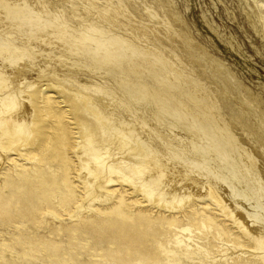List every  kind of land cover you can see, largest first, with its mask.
I'll return each mask as SVG.
<instances>
[{
	"label": "bare ground",
	"instance_id": "6f19581e",
	"mask_svg": "<svg viewBox=\"0 0 264 264\" xmlns=\"http://www.w3.org/2000/svg\"><path fill=\"white\" fill-rule=\"evenodd\" d=\"M238 2L254 32L264 38V0ZM179 8L177 0H0V145L23 138L34 167H41L39 151L32 153L29 147L33 109L28 90L34 84L22 73L39 68L84 90L93 87L107 97L101 103L87 91H73V96L93 115L102 135L134 142L141 162L134 173L147 197L158 193V203L167 209L182 207V215L138 210L130 217L131 212L117 205L118 216L89 220L87 227L97 232L99 222L104 234L151 258L148 243L160 228L168 227L173 246L185 250L192 244L202 248L194 242V229H213L216 240L232 235L217 218L221 211L249 239L244 245L258 253L241 258L240 264H264V108L257 112L258 95L243 85L237 69L199 43ZM147 14L156 20L151 26L145 23L149 17L143 18ZM211 14L207 7L201 12L203 23L244 56L235 36ZM58 138L65 143V135ZM86 139L80 146L84 155L112 170L98 141ZM49 143L43 147L48 149ZM89 163L77 169L83 191L93 186ZM40 175L47 178L46 169ZM62 182L73 183L66 169ZM118 200L124 204V195ZM212 233L208 236H216Z\"/></svg>",
	"mask_w": 264,
	"mask_h": 264
},
{
	"label": "rangeland",
	"instance_id": "374dc122",
	"mask_svg": "<svg viewBox=\"0 0 264 264\" xmlns=\"http://www.w3.org/2000/svg\"><path fill=\"white\" fill-rule=\"evenodd\" d=\"M177 3L199 43L207 44L214 56L226 61L233 70L237 69L243 85L258 95L261 108L257 112L262 114L264 89H260L259 84H264V38L254 32L251 23L247 22L245 14L238 7V0H177ZM206 7L210 8L213 21L235 36L244 56L231 51V47L224 45L203 23L201 12ZM146 12L143 10L144 14ZM145 16L150 19L148 22L145 20L147 26L156 21L148 14L143 18ZM261 17L264 19V13ZM147 39L151 42V39ZM148 42L143 41L142 44L149 47ZM22 75L34 84L28 90L33 109V123L30 126L33 140L29 147L32 153L39 151L42 165L34 167L23 138H15L4 147L0 145V264H240L241 258L258 254L244 245L249 239L221 211L217 218L228 225L232 235L216 240L218 238L213 229H194V242L202 248L190 241L191 249L185 250L173 246L168 227L160 228L148 243L149 252L152 250L154 254L151 258L143 257L139 250L128 249L124 241L109 237L106 231L104 234L105 226L99 222L95 223L97 232L90 230L87 227L89 220L118 216L117 205L131 212L133 215L130 217L138 210L148 211L151 215L161 212L182 215V207L167 209L158 203V193H154L149 197L152 200H149L141 179L134 173L136 164L141 163L134 142L112 133L102 135L95 118L80 104L81 99L73 96V91L93 94L98 103L102 102V97H106L104 94L93 92V87L92 90H84L75 81L39 71V68ZM46 97L47 102L44 101ZM62 135L66 139L61 145L58 137ZM87 137L98 141L96 144L100 146L103 161L111 164L112 170L84 155L80 146L86 145ZM47 140H50L48 149L43 147ZM86 162H90L93 169V186L83 191L78 183L77 169L84 167ZM124 166L127 168L123 169ZM120 168L122 171L118 172ZM41 169H46L47 178L40 175ZM65 169L68 180L73 182L68 186L62 182ZM28 170L35 172L29 174ZM110 178L112 181H108ZM120 194L124 195V204L118 200ZM106 195L104 200L99 201L100 197ZM186 205L184 203L183 207ZM197 208L198 213L204 216L200 205ZM182 222L185 224L183 219ZM208 232H214L212 234L216 236L209 234V237ZM198 233L202 236H197ZM237 241L238 244H235ZM222 244L226 247H220ZM238 254L242 256L234 257Z\"/></svg>",
	"mask_w": 264,
	"mask_h": 264
}]
</instances>
